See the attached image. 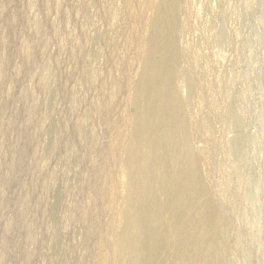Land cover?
I'll return each instance as SVG.
<instances>
[{
	"label": "rangeland",
	"instance_id": "1",
	"mask_svg": "<svg viewBox=\"0 0 264 264\" xmlns=\"http://www.w3.org/2000/svg\"><path fill=\"white\" fill-rule=\"evenodd\" d=\"M159 116L200 188L135 233ZM146 230L160 264H264V0H0V264H140Z\"/></svg>",
	"mask_w": 264,
	"mask_h": 264
},
{
	"label": "bare ground",
	"instance_id": "2",
	"mask_svg": "<svg viewBox=\"0 0 264 264\" xmlns=\"http://www.w3.org/2000/svg\"><path fill=\"white\" fill-rule=\"evenodd\" d=\"M146 15V14H145ZM174 15V14H173ZM144 16V15H143ZM151 16V15H150ZM165 21V20H164ZM150 22V21H149ZM163 22V21H162ZM159 25V24H158ZM162 25V24H161ZM155 26V25H154ZM157 26V25H156ZM176 28V27H175ZM124 29V28H123ZM170 29V28H169ZM177 32V31H176ZM144 36V35H143ZM138 37V36H137ZM151 38V37H150ZM150 41V40H149ZM136 42V41H135ZM139 42V41H138ZM152 42V41H151ZM179 42V41H178ZM120 45V44H119ZM150 53V52H149ZM129 56V55H128ZM162 57V56H161ZM163 59V58H162ZM113 60V59H112ZM151 60V59H150ZM126 63V62H125ZM151 64V63H150ZM158 67V65H157ZM125 72V71H124ZM122 73V72H120ZM114 74V73H113ZM151 75V74H150ZM156 76V73H155ZM172 79V78H171ZM184 81V80H183ZM146 84V83H145ZM168 85V84H167ZM172 85V84H171ZM124 86V85H123ZM151 86V84H150ZM168 90V89H167ZM183 90V89H182ZM148 91V90H147ZM181 92V91H180ZM189 92V91H188ZM165 93V92H164ZM142 94V93H141ZM166 94V93H165ZM168 94V92H167ZM166 94V95H167ZM169 95V94H168ZM167 95V97H168ZM186 95V94H185ZM166 99V98H165ZM169 99V98H168ZM167 100V99H166ZM169 101V100H168ZM167 101V102H168ZM179 101V100H178ZM166 102V103H167ZM156 103L158 107L163 108L164 106V96L160 93L156 97ZM177 105V104H176ZM170 106V104H169ZM184 106V105H183ZM152 109V104H151ZM153 112V110H152ZM164 113V112H163ZM100 116V115H99ZM177 117V116H176ZM130 118V117H129ZM131 119V118H130ZM172 119V114H171ZM101 120V119H100ZM181 120V119H180ZM130 121V120H129ZM172 121V120H171ZM126 122V121H125ZM171 123V122H170ZM128 124V123H127ZM130 124V123H129ZM172 124V123H171ZM179 124V123H178ZM113 125V124H112ZM193 128V127H192ZM148 129V128H147ZM185 129V128H184ZM127 130V128L125 129ZM128 128V132H129ZM127 132V133H128ZM133 132V131H132ZM182 132V131H181ZM134 134V133H133ZM135 135V134H134ZM178 136V134H177ZM134 137V136H133ZM124 138V137H123ZM143 140L139 143L140 149L144 154V157L147 160H153L155 165V171L159 170L162 172L164 178L157 183L155 187V193L157 195L161 194L164 190L167 191L169 197L162 201V204L159 203L156 199H151L148 203V210L147 214L144 217H137L135 218V221L132 223V229L135 231V233H141L140 228L142 227L143 223H146V220L149 221L150 228L153 229L154 227H159L161 224L160 220V214L158 217V212L162 210L165 216H172L177 214V204L178 199L180 195L182 194H196V192L200 188V180L196 174V167L193 162L191 163H184L181 162V157L183 156L182 150L176 149L172 145V132L169 127L168 119L162 116H159V118L154 119L152 122V128L148 129L146 134L142 137ZM127 139V138H126ZM150 139L152 143L150 142ZM117 140V139H116ZM123 140V139H122ZM130 140V139H129ZM183 140V139H182ZM124 142V140H123ZM132 144V143H131ZM99 145V144H98ZM119 145V144H118ZM120 146V145H119ZM115 149V148H114ZM109 151V150H108ZM186 151V150H185ZM105 152V151H104ZM123 152V151H122ZM121 153V152H120ZM123 154V153H121ZM117 157V156H116ZM119 159V158H118ZM99 160V159H98ZM117 160V159H116ZM118 162V161H117ZM124 164L126 167H130L133 164V160L130 156L124 158ZM152 164V165H153ZM105 168V167H104ZM118 168V167H117ZM116 168V169H117ZM123 170V169H122ZM130 170V169H129ZM105 171V170H104ZM116 171V170H114ZM103 173V172H102ZM107 173V172H106ZM115 173V172H114ZM150 171L148 173H144V175L149 178V181L152 183V178L149 175ZM114 175V174H113ZM108 177V176H107ZM110 177V176H109ZM108 177V178H109ZM140 177V175H139ZM138 177V178H139ZM160 177V174H159ZM113 178V176H112ZM121 180L124 182H127L131 186L132 190V207L136 213H138V207L140 198L147 196L145 189H144V183H135L133 180L132 174H127L126 172L123 173L121 176ZM120 181V180H119ZM108 182V181H107ZM122 183V182H121ZM106 184V183H105ZM121 185V184H120ZM122 187V186H121ZM120 187V188H121ZM115 188V187H114ZM119 189V188H118ZM122 190V189H121ZM119 190V191H121ZM152 190V189H151ZM103 191V190H102ZM125 192V191H124ZM122 193V192H121ZM109 196V195H108ZM116 196V195H115ZM120 197V196H119ZM116 198V197H115ZM121 199V197L119 198ZM116 200V199H115ZM143 201V200H142ZM116 204L118 203L115 202ZM141 204V203H140ZM116 206V205H115ZM116 208V207H114ZM104 209V208H103ZM115 210V209H114ZM116 211V210H115ZM109 212V211H108ZM131 212V211H130ZM114 215V214H113ZM112 215V216H113ZM116 215V214H115ZM117 217V215L115 216ZM177 217V216H176ZM113 219V218H112ZM118 219V218H117ZM103 221V220H102ZM117 222V221H116ZM115 222V223H116ZM112 223V222H111ZM114 223V222H113ZM118 223V222H117ZM167 224V223H166ZM113 225V224H110ZM117 225V224H116ZM131 225V224H130ZM168 225V224H167ZM127 226V225H126ZM161 226V225H160ZM188 228V227H187ZM156 229V228H155ZM112 230H114L112 228ZM117 231V229L115 228ZM158 230V229H156ZM205 230V229H204ZM114 232V231H112ZM104 233V232H103ZM115 233V232H114ZM118 233V232H116ZM113 234V233H112ZM116 235V234H115ZM143 240H142V251L140 250L139 253L136 252L133 247L130 246V243L127 241V239L123 236H120L117 241V254H118V260L124 253H129L130 255L134 256L137 254L140 258V264H160L158 260L151 259L147 254V249H158V242L164 239V236H167L166 234L161 239H155L152 236V233L150 230H146L145 234H143ZM103 237V236H102ZM113 237V236H112ZM116 237V236H115ZM114 239V238H113ZM112 239V240H113ZM216 239V238H215ZM168 240V238H167ZM109 241V240H108ZM177 241V240H176ZM139 242V241H138ZM168 242V241H167ZM106 244V243H105ZM182 244V243H181ZM101 245V243H100ZM184 245V244H183ZM215 246V245H214ZM110 247V246H109ZM108 247V248H109ZM112 247V246H111ZM110 247V248H111ZM220 247V246H219ZM150 249V251H151ZM110 250V249H109ZM110 252V251H109ZM158 253V251H157ZM127 255V254H126ZM129 255V256H130ZM153 255V254H152ZM158 255V254H157ZM111 256V255H110ZM120 256V257H119ZM154 256V255H153ZM156 257V256H155ZM110 258V257H109ZM130 259V258H129ZM158 259V257H157ZM129 263V262H128Z\"/></svg>",
	"mask_w": 264,
	"mask_h": 264
}]
</instances>
